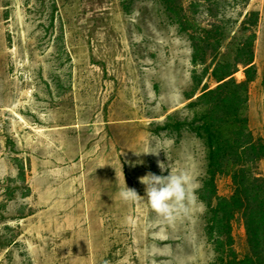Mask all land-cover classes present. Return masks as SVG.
Returning a JSON list of instances; mask_svg holds the SVG:
<instances>
[{
    "label": "rangeland",
    "instance_id": "obj_1",
    "mask_svg": "<svg viewBox=\"0 0 264 264\" xmlns=\"http://www.w3.org/2000/svg\"><path fill=\"white\" fill-rule=\"evenodd\" d=\"M179 3L188 27L161 0H0V264L252 256L246 195L232 217L218 205L237 182L264 178V157L229 151L210 168L200 136L209 102L198 97L246 82L237 116L264 147V0ZM191 35L211 43H198V59ZM210 116L220 123L223 108ZM156 147L159 156L142 155ZM170 170L197 185L175 224L118 195L127 185L144 196L138 178Z\"/></svg>",
    "mask_w": 264,
    "mask_h": 264
},
{
    "label": "trees",
    "instance_id": "obj_2",
    "mask_svg": "<svg viewBox=\"0 0 264 264\" xmlns=\"http://www.w3.org/2000/svg\"><path fill=\"white\" fill-rule=\"evenodd\" d=\"M161 1L165 3L170 13L172 12L181 18L184 6L179 3V0ZM179 22L181 25L188 27V25H185V20L183 18H181ZM190 37L193 44L195 43V49L197 50V53L193 57L198 59V54L200 52L198 43L205 47H209L211 43H208V37L206 35H191ZM250 63H253V61ZM230 76L231 75L226 78ZM226 78L221 79V81H224ZM247 78L249 82H252L254 79L251 77L250 72H247ZM200 79V76L194 73V87L195 85L199 86ZM243 84L247 83L244 82L239 84L235 80L229 79L221 83L216 90L204 92L201 97H198V100L200 98H207L209 102L207 103V106H209L208 111L205 116L202 117L207 127H205V131L201 132L200 136L206 138L208 144L210 168L214 167L218 163L220 157L224 154L226 155L229 151L238 153V150L242 149V151H244L241 154L242 156L245 155V153H251L257 156L254 157L252 161H256L257 159L260 160L264 157V147L261 149L259 148L260 145L255 144L256 141L254 136L248 132L246 127V120L237 116V111L240 108V105H237V103L239 104L241 100L239 89L241 90ZM242 92L243 90L241 94ZM195 95L196 94L193 93L192 97ZM246 99L247 95L241 100L240 104L245 102ZM217 106L223 108V120L220 121V123L215 119L210 122L212 118V116H210V111ZM242 137L243 141L238 142ZM260 150L263 151L260 153ZM216 172L217 171H209V173ZM236 192L237 194L229 199H221L218 206L221 208L223 205V213L227 217L229 216L228 214L232 213V208L239 204L242 195H246L245 210L249 208V213L245 221L247 229H249V236L251 237L250 246L252 256H249L243 261L234 259L233 264H264V178L254 177L247 181L243 179L241 184L237 182ZM232 216L233 214L230 215V217Z\"/></svg>",
    "mask_w": 264,
    "mask_h": 264
},
{
    "label": "clouds",
    "instance_id": "obj_3",
    "mask_svg": "<svg viewBox=\"0 0 264 264\" xmlns=\"http://www.w3.org/2000/svg\"><path fill=\"white\" fill-rule=\"evenodd\" d=\"M160 151L159 147L146 149L142 155L159 156ZM129 164L133 168L137 166L132 162ZM158 167L161 172L169 169L162 162L158 163ZM138 179L145 186V195H139L135 189L126 185L118 193L124 202L147 203L159 219L169 224H175L190 215L197 199L195 195L197 185L187 171L176 173L170 170L168 175L148 172Z\"/></svg>",
    "mask_w": 264,
    "mask_h": 264
}]
</instances>
